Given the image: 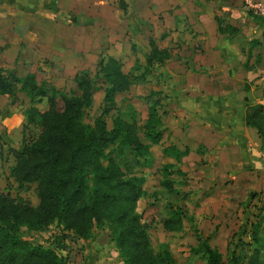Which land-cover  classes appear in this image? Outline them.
I'll return each instance as SVG.
<instances>
[{
  "label": "trees",
  "instance_id": "obj_1",
  "mask_svg": "<svg viewBox=\"0 0 264 264\" xmlns=\"http://www.w3.org/2000/svg\"><path fill=\"white\" fill-rule=\"evenodd\" d=\"M216 29L229 34L236 31L234 26L219 21ZM147 44L145 63L137 73L123 71L117 58L104 54L93 74L86 69L75 70V91L71 93L38 82L32 72L18 76L13 69L0 67V94L12 97L16 89L22 91L27 97L24 126L36 129L19 147L9 146L14 157L10 174L18 188L33 183L37 195L34 208L28 201L13 202L7 192H0V264H67L58 252L62 244L57 237L40 240L20 232L22 225L32 229L50 221L55 222L61 237L71 232L78 239L88 237L94 228L106 223L122 264H178L165 246L153 249L147 224L135 211L143 176L127 170L116 159L125 147H130L137 160L140 157L143 162L150 145L159 142L163 123L160 98L156 96L159 90H149L146 116L141 122L116 114L107 128L101 116L91 123L83 118L99 83L103 84L101 111L107 112L114 93L127 90L134 77L148 80L151 68L170 58L169 47L158 46L152 37H148ZM242 117L264 142V104L246 103ZM184 152L175 148L174 158ZM175 171L183 173L179 168ZM173 182V178L159 181L167 190L172 189ZM182 218L180 208L175 206L161 225L169 231H181ZM260 230V218L249 221L248 240L244 242L247 252L236 253L242 241L237 236L228 248L227 262L198 232L197 246L191 249L201 251L205 264H264Z\"/></svg>",
  "mask_w": 264,
  "mask_h": 264
},
{
  "label": "crops",
  "instance_id": "obj_2",
  "mask_svg": "<svg viewBox=\"0 0 264 264\" xmlns=\"http://www.w3.org/2000/svg\"><path fill=\"white\" fill-rule=\"evenodd\" d=\"M151 1L157 5L135 0L139 17L130 23L115 0H0V67L11 68L18 76L32 72L38 82L69 76L73 80L75 70L85 69L83 62L97 57V64L104 54L117 58L109 50L118 48L129 29L148 23L146 13L151 25L187 28L190 33L178 54L159 67L176 105L166 124L170 141L178 149L187 148L179 159L202 155V171L214 177L231 172L234 179L248 166L250 180L244 185L264 189L260 160L264 142L242 117L246 103L264 104V25L242 17L248 13L237 6L240 0ZM159 9H166L160 21L153 14ZM233 11L243 24L230 16ZM216 18L236 31L218 32ZM15 94L24 99L23 112L27 97L19 89ZM5 97L9 96L0 94V99Z\"/></svg>",
  "mask_w": 264,
  "mask_h": 264
},
{
  "label": "rangeland",
  "instance_id": "obj_3",
  "mask_svg": "<svg viewBox=\"0 0 264 264\" xmlns=\"http://www.w3.org/2000/svg\"><path fill=\"white\" fill-rule=\"evenodd\" d=\"M115 1L124 10L128 22L131 23L136 20V16L139 17L136 13L135 0ZM147 1L153 3L151 0ZM221 1L224 2V0H214L213 2L222 3ZM262 2L264 3V0ZM123 3H125L124 6ZM158 6H163L161 1ZM237 6H241L247 13L250 11L248 14L244 12L242 17L246 16L247 20L251 19L257 21L260 26L263 25L264 15L249 9L245 0H240ZM163 11L166 9H159L158 12L153 13L157 14V20L160 21L163 18ZM238 15L234 11L230 13L233 19L241 20L240 22L243 24L244 21L239 19L241 16ZM143 16L151 25L149 22L151 16L148 13ZM156 18L152 17V21ZM223 20L226 18H222ZM140 23L141 27L129 29L130 33H124L122 38L126 37L120 40L119 49L112 47L109 50L116 54L122 69L127 72L132 70L137 73L145 63L144 55L147 51L148 37H153L160 46L169 47L171 55L175 56L185 44L187 33H190V30L185 32L187 28H162L155 22L150 27L148 23ZM187 47L190 48V46ZM96 59L85 61L82 64L90 74H93L97 69ZM160 66L155 65L151 68L153 73L148 75V80H142L138 76L134 77L127 90L114 93L113 102L107 112L101 111L103 84L99 83V87L93 93L92 106L85 111L83 118L91 123L95 117L101 116L107 128H110L111 119L116 114L127 119L135 118L141 122L146 116L149 90H159L156 96L160 98L159 108L163 110L162 135L159 142L150 145L149 152L144 155L143 162L140 157L137 160L130 147H125L123 153L116 156V159L125 165L127 170L143 176L141 194L136 201L135 211L139 214L141 221L147 224L148 237L153 249L156 251L165 246L178 264H205L201 251L191 249V247L197 246V232L201 236H206L208 243L215 246L223 261L227 262L228 248L235 237L238 236L242 240L238 244L236 253L247 252V245L244 242L248 240L249 221L260 218V233L264 244V189L262 187L250 188V186L244 185L245 180H250L248 166L245 168L246 170L241 168L246 172H236L237 175L232 179L231 172L216 173V177L212 173L203 172L201 164L205 161L198 151V155H186L181 159L174 158L175 148L179 151L185 150L184 153L187 148L178 149L170 141L171 133L166 124L169 117L175 114L176 105L170 98V82L161 75ZM41 81L45 82L47 86H53L66 93L75 91V85L70 76L63 80L54 78L52 83ZM9 97L15 99L16 103L12 104ZM9 97L0 99V192H7L13 202L25 200L37 208L34 184L26 183L23 187L18 188L10 174L14 157L9 148V146L17 148L22 140H29L36 129L31 125L24 126V119L21 116V114L24 115V111L22 112L24 99L20 94L14 93L12 97ZM261 125L264 129V117L261 119ZM139 135L142 137L141 133ZM261 167L263 168L262 164ZM176 168H179L183 173L176 172ZM162 178L174 179L172 189L167 190L160 185L159 181ZM175 206L180 208L183 215L181 231H169L161 225L162 219L170 215L171 208ZM20 232L40 240L46 239L48 236L57 237V241L62 244V249L58 252L63 254L67 264H122L110 239L106 223L94 228L91 234L84 239L75 238L71 232L61 237L54 221L32 229L22 225ZM260 257L264 261V245Z\"/></svg>",
  "mask_w": 264,
  "mask_h": 264
},
{
  "label": "built area",
  "instance_id": "obj_4",
  "mask_svg": "<svg viewBox=\"0 0 264 264\" xmlns=\"http://www.w3.org/2000/svg\"><path fill=\"white\" fill-rule=\"evenodd\" d=\"M247 7L255 13H261L264 15V3L260 0H245ZM260 160L264 168V147L260 150Z\"/></svg>",
  "mask_w": 264,
  "mask_h": 264
}]
</instances>
